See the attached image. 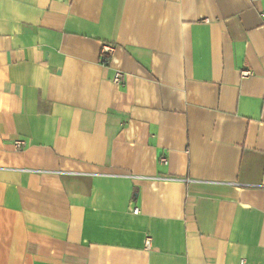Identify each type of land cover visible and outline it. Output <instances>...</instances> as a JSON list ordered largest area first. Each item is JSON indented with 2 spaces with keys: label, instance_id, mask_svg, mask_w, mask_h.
Here are the masks:
<instances>
[{
  "label": "crops",
  "instance_id": "crops-1",
  "mask_svg": "<svg viewBox=\"0 0 264 264\" xmlns=\"http://www.w3.org/2000/svg\"><path fill=\"white\" fill-rule=\"evenodd\" d=\"M0 264H264V0H0Z\"/></svg>",
  "mask_w": 264,
  "mask_h": 264
},
{
  "label": "built area",
  "instance_id": "built-area-1",
  "mask_svg": "<svg viewBox=\"0 0 264 264\" xmlns=\"http://www.w3.org/2000/svg\"><path fill=\"white\" fill-rule=\"evenodd\" d=\"M114 51L113 46L109 45V44H103L100 50V58H101V62L102 64L106 65L108 58L112 55ZM247 75H249L248 72H242L241 76L242 77H246ZM123 74L121 71H115L114 75H113V82L115 84H121V82L123 81ZM23 146V142L22 141H15L14 142V148L16 150L21 149V147ZM160 163L161 164H165L166 163V159L165 158H160ZM147 246L149 247L150 244V240L147 239Z\"/></svg>",
  "mask_w": 264,
  "mask_h": 264
}]
</instances>
